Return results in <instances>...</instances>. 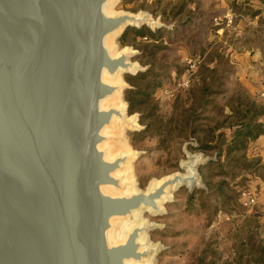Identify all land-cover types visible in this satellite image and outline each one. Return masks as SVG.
<instances>
[{"label": "water", "instance_id": "water-1", "mask_svg": "<svg viewBox=\"0 0 264 264\" xmlns=\"http://www.w3.org/2000/svg\"><path fill=\"white\" fill-rule=\"evenodd\" d=\"M109 1L0 0V264L141 263L158 249L139 242L152 224L117 243L115 221L143 209L162 216L168 191L204 187L198 168L210 158L188 152L158 186L124 193L117 173L131 156L109 159L102 145L125 117L102 104L127 86L105 76L142 68L134 49L114 56L106 39L161 24L146 12L108 15Z\"/></svg>", "mask_w": 264, "mask_h": 264}, {"label": "rangeland", "instance_id": "rangeland-1", "mask_svg": "<svg viewBox=\"0 0 264 264\" xmlns=\"http://www.w3.org/2000/svg\"><path fill=\"white\" fill-rule=\"evenodd\" d=\"M112 9L114 14L146 12L161 24L142 26L152 32L160 29L158 41L129 31L125 45L123 34L113 43L117 50L134 49L132 60L142 68L136 75H122L128 107L127 89L160 82L146 104L135 105L133 113L126 109L137 128H126L123 140L128 150L141 153L132 165L135 189L147 191L152 182L181 171L188 152L210 158L198 168L203 188L171 192L162 216L144 212V220L153 225L148 239L158 248L155 264H264V257L259 259L264 223L247 214L240 196L243 190L258 193L252 177H264V168L248 157L246 163L253 166L233 161L223 166L225 173L209 164L217 160L219 133L230 138L234 119L228 118L229 99L264 104L263 93L254 89L257 61L251 58L264 55V0H115ZM231 47L244 55L233 57ZM152 50V56L144 55ZM191 60L196 66L192 69ZM148 70L157 78L136 77ZM187 80L189 85H183ZM211 191L218 197L210 196Z\"/></svg>", "mask_w": 264, "mask_h": 264}, {"label": "trees", "instance_id": "trees-1", "mask_svg": "<svg viewBox=\"0 0 264 264\" xmlns=\"http://www.w3.org/2000/svg\"><path fill=\"white\" fill-rule=\"evenodd\" d=\"M129 31H133L135 37H148L152 41H158L160 38V29L156 32L142 27V28H127L123 35V43H126V36ZM143 53V52H142ZM155 51H146L145 56H152ZM137 78L141 80H146L148 77L157 78V75L153 70H148L146 72L140 73ZM160 85L158 81H149L144 87H138L133 89H127L125 94V99L129 104L128 110L129 113H133L135 110V105L137 104H146L147 100L150 99L152 91ZM139 96L141 100L134 102L131 96ZM230 109L229 119H234V123L230 125V138L227 137L226 133L221 132L218 135L219 145L217 152V160L211 161L209 164L215 166L217 169H220L221 173H225L221 169L226 163H231L233 161L243 162L245 167L253 166L254 164L246 163L247 162V147L248 143L251 140L258 138L260 135L264 134V124L260 122V118L264 116V104H257L255 101H243L240 98H231L227 103ZM151 114H146L143 117H151ZM143 122V120H141ZM234 155H238L237 157ZM223 188H218V193L225 198H228L227 195L223 192ZM217 193V194H218ZM214 191L209 193L210 196L217 198V195ZM219 195V196H220ZM217 211V210H215ZM259 259L261 260L264 257V246L259 247Z\"/></svg>", "mask_w": 264, "mask_h": 264}, {"label": "bare ground", "instance_id": "bare-ground-1", "mask_svg": "<svg viewBox=\"0 0 264 264\" xmlns=\"http://www.w3.org/2000/svg\"><path fill=\"white\" fill-rule=\"evenodd\" d=\"M114 3H115V0H110L109 3L106 5L105 10H106V13L108 15H117V14H114L112 11ZM132 14H134V13H132ZM136 15L141 16L142 13H138ZM151 21L154 22L155 20L150 18V21H148V22H151ZM148 22H145V23H148ZM131 25L137 26V25H134L133 23H131L130 26ZM122 32H123V29L119 30L118 32L114 33L113 35L109 36L106 39V45L114 56H118L122 50H128V51L134 53L133 49L130 47H124L120 50H117L114 48V44H113L114 40ZM133 65L135 68H137L138 63L133 61ZM127 72H132V71L129 70ZM122 75H123V72H120L113 77L105 76V81L110 82L112 84L121 83L124 86V82L122 80ZM102 106L104 108L115 107L117 109H122L124 117H125L123 120L120 118H114L111 126L105 129L104 134L106 136H108L109 139H108V141L104 142V144L102 145V148L106 151V156L109 159H113L115 156L121 155V154H126V153L130 154V156H131L130 159L123 165L122 170L119 171L117 173V175L122 178V183L126 184V189L124 191L125 194H131L133 192L140 191V190L135 189V184H134L135 181H134V178H133V175L131 172L133 162L137 158L138 152L133 151V150H128V147L123 140L124 130L128 127L133 128V127L137 126V123H136L137 120L135 118L131 119L127 115V112H126L127 106L123 100L121 89L119 91H117L112 97L108 98L102 104ZM117 134L121 135L122 137L119 138V136ZM113 140H114V142H113ZM176 173L177 172H175L173 174H176ZM184 173L186 174V172H184ZM173 174L168 175V176H172ZM164 178H166V177H163L159 181L152 182L147 191L151 190L155 186H158L163 181ZM175 189H176V187H175ZM172 190L173 189L168 191V196L165 197L163 199V201L160 202V208H161L160 214L161 215L164 214V206L163 205L167 201H170L172 199V195H171ZM109 191L112 193H118L114 189H109ZM147 191H145V192H147ZM172 194H173V192H172ZM144 212H151L152 213V211L150 209H143V210H140L138 212H135L133 214L132 218L125 219V220H116L115 221L116 227L113 230V236H112L114 242H117V243L123 242L125 240L128 232L132 228L144 224V222H146L143 218ZM152 228H153V225H149V227H147L145 229V231L140 235L139 242L141 244V249H145L146 247H154V245L148 239L149 238V230ZM157 250L151 251L148 254V256L144 259V261H142L141 263L131 262L130 264H155V254H156Z\"/></svg>", "mask_w": 264, "mask_h": 264}, {"label": "crops", "instance_id": "crops-1", "mask_svg": "<svg viewBox=\"0 0 264 264\" xmlns=\"http://www.w3.org/2000/svg\"><path fill=\"white\" fill-rule=\"evenodd\" d=\"M231 55L236 56L239 59L240 56L244 55V53L238 52L237 49L231 47L230 51ZM249 54V53H247ZM264 56V55H263ZM258 56L257 54L253 55L252 60L257 61L256 66L252 68L253 75L255 77V91L259 93H263L264 95V57ZM250 67V66H249ZM264 101V99H263ZM260 122L264 124V116L260 118ZM247 157L256 160L259 162V165L264 168V134L260 135L258 138L251 140L248 143L247 147ZM252 186L254 189L258 191V204L257 206L248 211L247 214L258 220L259 223H264V177L257 175L254 173V177H252Z\"/></svg>", "mask_w": 264, "mask_h": 264}, {"label": "built area", "instance_id": "built-area-1", "mask_svg": "<svg viewBox=\"0 0 264 264\" xmlns=\"http://www.w3.org/2000/svg\"><path fill=\"white\" fill-rule=\"evenodd\" d=\"M145 39H147V38L145 37ZM191 62H193V61L191 60L189 62L190 63L189 67L191 69L195 68L196 67L195 64H191ZM183 85L188 86L189 85V81L187 80L186 82L183 83ZM240 196H241V203H242L243 207L246 210L251 211L257 206L258 199H259V196H258L257 192L250 191V190H243L240 193Z\"/></svg>", "mask_w": 264, "mask_h": 264}]
</instances>
